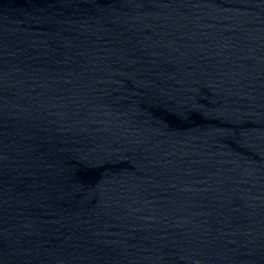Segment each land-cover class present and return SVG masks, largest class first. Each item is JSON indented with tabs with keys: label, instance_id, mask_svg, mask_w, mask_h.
<instances>
[{
	"label": "water",
	"instance_id": "1",
	"mask_svg": "<svg viewBox=\"0 0 264 264\" xmlns=\"http://www.w3.org/2000/svg\"><path fill=\"white\" fill-rule=\"evenodd\" d=\"M0 264H264V0H0Z\"/></svg>",
	"mask_w": 264,
	"mask_h": 264
}]
</instances>
